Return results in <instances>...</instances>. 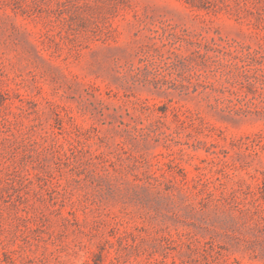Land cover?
Listing matches in <instances>:
<instances>
[{
    "label": "rangeland",
    "instance_id": "374dc122",
    "mask_svg": "<svg viewBox=\"0 0 264 264\" xmlns=\"http://www.w3.org/2000/svg\"><path fill=\"white\" fill-rule=\"evenodd\" d=\"M0 264H264V0H0Z\"/></svg>",
    "mask_w": 264,
    "mask_h": 264
}]
</instances>
